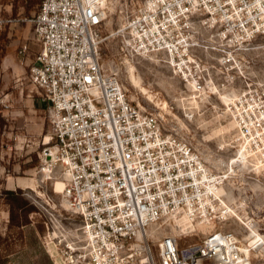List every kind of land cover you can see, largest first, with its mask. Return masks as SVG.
I'll list each match as a JSON object with an SVG mask.
<instances>
[{
    "label": "built area",
    "instance_id": "obj_1",
    "mask_svg": "<svg viewBox=\"0 0 264 264\" xmlns=\"http://www.w3.org/2000/svg\"><path fill=\"white\" fill-rule=\"evenodd\" d=\"M105 19V0H42L30 19L39 48L29 78L50 127L37 172L41 186L64 183L62 206L79 220L66 228L43 192L45 225L65 227L56 228L53 264H252L231 230L181 243L231 218L221 190L228 175L161 112L128 99L114 61L103 62ZM116 36L129 58L162 54L189 99L222 93L238 148L231 167L264 163V76L252 69L264 44V0H141ZM162 227L170 233L155 238Z\"/></svg>",
    "mask_w": 264,
    "mask_h": 264
},
{
    "label": "rangeland",
    "instance_id": "obj_2",
    "mask_svg": "<svg viewBox=\"0 0 264 264\" xmlns=\"http://www.w3.org/2000/svg\"><path fill=\"white\" fill-rule=\"evenodd\" d=\"M40 2L0 0V17L5 20L0 26V264H13V258L16 264H36V260L53 264L50 254L61 247L56 228H75L79 224L78 218L62 206L60 193H54V186L60 191L61 181L41 186L37 172L39 154L50 130L46 105L29 78L30 64L39 48L30 19ZM140 2L105 0L103 62L108 66L114 61L127 97L135 106L161 112L171 129L185 133L210 168L228 175L221 190L229 196L231 218L209 229L201 226L195 236L181 243L198 241L213 228L231 230L243 243L257 244L249 252L251 262L264 264V163L231 167L238 148L232 142L234 127L225 112L222 93L191 100L162 54L129 58L121 53L116 33ZM253 55L256 61L252 69L264 76V44ZM45 191L62 214L65 227L56 220L45 225L40 212ZM251 231L258 235L252 237ZM48 232L54 233L49 239ZM155 233L156 238L157 234L170 232L162 227ZM152 250L156 255V241ZM13 252L16 256L8 258Z\"/></svg>",
    "mask_w": 264,
    "mask_h": 264
},
{
    "label": "bare ground",
    "instance_id": "obj_3",
    "mask_svg": "<svg viewBox=\"0 0 264 264\" xmlns=\"http://www.w3.org/2000/svg\"><path fill=\"white\" fill-rule=\"evenodd\" d=\"M128 21V17H126V19H125V22H127ZM61 181V180H60ZM55 184H57V181L55 182ZM63 187H64V183L61 181V185H60V191H57L56 190V187L54 186V188H53V190H54V193H60L61 191H62V189H63ZM256 235H258V234H256V233H253V231H251V236L252 237H254V236H256ZM260 241V240H259ZM249 247H250V245H249V243H244L243 244V250L245 251V252H247V253H249L250 252V249H249Z\"/></svg>",
    "mask_w": 264,
    "mask_h": 264
},
{
    "label": "crops",
    "instance_id": "obj_4",
    "mask_svg": "<svg viewBox=\"0 0 264 264\" xmlns=\"http://www.w3.org/2000/svg\"><path fill=\"white\" fill-rule=\"evenodd\" d=\"M15 257L16 256V252H13V253H9L8 255H7V257L9 258V257ZM11 262H13V264H16V260H15V258H13L12 260H11Z\"/></svg>",
    "mask_w": 264,
    "mask_h": 264
},
{
    "label": "trees",
    "instance_id": "obj_5",
    "mask_svg": "<svg viewBox=\"0 0 264 264\" xmlns=\"http://www.w3.org/2000/svg\"><path fill=\"white\" fill-rule=\"evenodd\" d=\"M41 1H42V0H41ZM40 3H41V2H40ZM39 6H40V5H39ZM38 8H39V7H38ZM45 261H46V260H45ZM46 263L49 264V261L47 260ZM36 264H39V261H38V260H36Z\"/></svg>",
    "mask_w": 264,
    "mask_h": 264
}]
</instances>
